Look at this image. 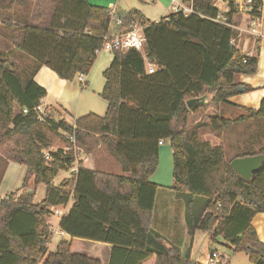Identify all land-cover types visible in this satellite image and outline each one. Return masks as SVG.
<instances>
[{"label": "trees", "instance_id": "1", "mask_svg": "<svg viewBox=\"0 0 264 264\" xmlns=\"http://www.w3.org/2000/svg\"><path fill=\"white\" fill-rule=\"evenodd\" d=\"M21 2L23 13H13L19 25L4 20L9 29L18 30L9 55L23 65L17 68L0 52V163L24 166V191L34 176L36 189L45 186V198L33 204L34 195L22 192L0 200V264H101L79 253L83 241L110 245L109 264H198L178 257L151 229L158 186L150 179L159 165V142L167 141L172 151V190L185 201L187 228L208 235L217 245L221 236L232 255L244 253L250 264H264V244L251 225L257 214H264V160L249 180L230 165L237 158L264 156V147L227 161L224 145L201 141L198 129H191L208 119L211 133L221 139L233 122L206 116V111L251 92L235 78L253 75L257 68L256 57L242 55L231 44L233 32L210 20L216 16L211 0H194L201 17L170 13L158 23L143 21L137 10H116L121 20L117 27H110L107 8L85 0H56L48 16L31 15L29 2ZM135 23L143 27V52L113 53L103 72L100 96L107 103L103 117L89 114L55 122L48 115L52 109L44 108V115L38 112L46 92L33 78L41 67L65 81L88 75L104 37L111 36L109 30L126 33ZM143 56L153 61V74L147 73ZM7 63L13 72L4 68ZM204 95L214 98L191 113L186 101ZM247 113L248 118L239 122L264 118V100L258 111ZM59 132L73 137L75 144ZM54 138L65 146H53ZM99 148L123 175L76 163L79 153L92 157ZM75 166L72 180L53 185L60 172ZM70 200L71 209L58 223L70 240L59 241L50 252L49 209Z\"/></svg>", "mask_w": 264, "mask_h": 264}, {"label": "crops", "instance_id": "2", "mask_svg": "<svg viewBox=\"0 0 264 264\" xmlns=\"http://www.w3.org/2000/svg\"><path fill=\"white\" fill-rule=\"evenodd\" d=\"M29 0V6H31V15H41L46 13L48 16L52 10V6L56 0ZM88 5L110 8L114 7L117 11H123L118 8V0H85ZM136 3H143V6L148 5L147 0H132ZM172 0H153L152 5L155 7H160L163 11L166 10L167 15H163L160 18L163 19L170 14V5ZM18 2H21V0ZM9 3L5 5L8 7ZM19 6H21L19 4ZM49 10H48V9ZM126 11L136 10L130 5ZM143 8L140 12L142 15L143 21H149L143 13ZM47 18V17H45ZM159 20H155L153 23ZM13 31L14 29H10ZM110 35L117 34L111 28ZM10 33V32H9ZM12 41H9L11 44ZM252 57L257 58V68L253 75H238L235 78V82L247 86L252 89L251 92H242L236 96H233L225 103L219 105L218 109L210 112L209 116L216 115L223 119L231 120L233 123L230 127L226 129L223 135H226V145L233 146L238 148L244 146V144L249 140V130L246 128V125L255 120H247L246 122H239L241 118H248L247 110L258 111L262 101L264 100V42L261 43V46L258 49H255V52ZM114 55L107 52H102L96 56V60L93 64V67L88 75H82L81 79L77 76L72 81L60 80L55 73L46 67H41L36 74L34 75L33 81L39 87L43 88L46 92L45 98L41 101V108H50L55 111L60 119H65L67 122H70L72 119H77L89 114L95 115L97 117H103L107 110V103L101 98V93L105 85V79L103 78V72L109 68ZM244 78V79H243ZM239 114V115H237ZM241 114V115H240ZM208 115V114H207ZM260 120V119H259ZM203 121L197 122L191 129L196 130L200 128L203 124ZM241 132L239 129H241ZM199 134V133H198ZM222 135L221 139H218L222 145L225 144L221 141L224 139ZM264 135V133H263ZM164 144L159 146V150L163 147ZM263 147H259V150ZM245 150V149H243ZM242 150V151H243ZM171 151V150H170ZM171 157H172V151ZM84 156V155H83ZM86 161L85 164L89 166L91 157L84 156ZM173 169V167H172ZM74 172L70 170L67 174ZM156 174H154L150 181L158 186L153 209V217L151 229L157 233L164 241L165 246L169 249L170 247L174 248L177 251L178 257L188 258L192 262L202 264L205 260L208 251L210 249L215 250L217 253L219 251L215 248L210 237L206 234L200 232H191L187 229L185 215H186V206L183 198H178V196H172L173 199L169 202L170 209L167 208L166 213L170 214L172 217L168 218L163 216L164 210L162 209L159 218H154L156 202L159 201V205L162 207L163 199H168V196L162 195L158 196L159 191L162 189L167 190L168 193L172 195L175 193L172 190L173 187V178L172 171L171 177L167 182V185L160 184L154 179ZM26 177V168L24 166L17 165L12 162H8L4 165V171L2 175V180L0 184V193L6 198L10 194H14L17 198L22 192H24L23 183ZM169 183V184H168ZM53 185L56 186L53 182ZM37 190V189H36ZM36 194V193H35ZM181 199V200H180ZM33 204L34 201H33ZM63 207V214L69 212L72 207V201L70 200ZM170 225L169 227H163V223ZM57 221V237L58 240H70L69 236L62 233L58 229ZM254 228L258 240L264 244V214H257L251 223ZM156 226V227H155ZM52 239V238H51ZM54 239V238H53ZM52 239V240H53ZM51 240V244H52ZM207 242V247L202 250L203 244ZM83 250L80 254L89 255L93 258L98 259L101 264H109L110 255L112 247L110 245L83 241ZM229 263V262H228Z\"/></svg>", "mask_w": 264, "mask_h": 264}, {"label": "rangeland", "instance_id": "3", "mask_svg": "<svg viewBox=\"0 0 264 264\" xmlns=\"http://www.w3.org/2000/svg\"><path fill=\"white\" fill-rule=\"evenodd\" d=\"M29 2V0H26ZM46 2H50L49 0H46ZM153 0H147L146 6H143V3H136L135 1L132 0H118V8L126 11L129 9V5L136 9L141 11L142 7L143 8V13H147L146 18L149 20L147 22L153 23L155 20H160V18L163 15H167L166 10L160 8V7H155L152 5ZM171 2V1H170ZM9 3L8 7H5V5ZM19 4L21 6H19ZM23 2H18V0H0V52H3L6 54L7 58L15 65L17 68H21L23 65V61L18 58H12L9 55L10 50L12 49L14 41H16V34L17 31L13 30L11 31L9 27L7 26V23L4 22L5 19L8 20V23L11 26L19 25L20 19L17 16H14L13 13H16V15H20L23 13ZM48 9V8H47ZM49 10V9H48ZM170 11V10H169ZM146 21V20H145ZM11 28V27H10ZM10 32V33H9ZM9 41H12L11 44H9ZM264 42V39H262L259 42L258 47L261 46V43ZM255 48V49H258ZM254 49V44L252 43V40H250V46H249V51H252V56L255 52ZM237 79V77H236ZM244 79V78H243ZM213 110H207L206 111V116H209L210 112ZM208 114V115H207ZM239 115V114H237ZM241 115V114H240ZM202 126L198 128V136L201 141L209 142L212 146H218L221 145L220 142H218V139L211 133L210 129V124L208 119H203L201 120ZM194 126V125H193ZM246 128L249 130V140L244 144V146H240L238 148H234L233 146H227L226 145V135L224 136V139L221 141L222 143L225 144V157L227 161L232 160L235 156L237 155H243V154H254L259 151V147H264V118H261L260 120H255L253 122H250L249 124L246 125ZM242 128L239 129L241 132ZM60 136H63L66 139V135L63 132H59ZM53 146L55 147H64L65 143L62 142V140H59L58 138H54L53 141ZM245 149V150H243ZM170 146L169 142H164V146L160 148L159 150V165L154 174H156V178L154 179L155 181L159 182L160 184L167 185V182L169 181L171 177V171H172V157H171V151H170ZM243 150V151H242ZM79 156V155H78ZM80 157V156H79ZM84 156L81 155V158ZM89 167L91 169L113 174V175H123L121 168L117 163H115L112 159H110L105 152L103 148H99L94 156L91 157V161H89ZM4 168V163H0V176L3 172ZM72 173L67 174V172H60L58 176L53 180L54 184L58 186L63 180L69 179L72 180ZM169 184V183H168ZM69 192V191H68ZM168 192L167 190L162 189V191H159L158 196L166 195L168 196V199H163L162 200V207L159 205V201H157L156 206H155V212H154V218L157 219L159 218L158 216L161 214L162 209L164 210L163 216L165 217H172L170 214H167V208L170 209V204L169 202L171 199H173L172 196H177L176 193L173 195L171 193H166ZM45 198V186L40 185L37 187L36 194L34 195V203L38 204ZM179 198V197H178ZM4 199V195L0 193V200ZM181 200V199H180ZM51 214H55L58 211H63V207L58 205L54 206L49 209ZM47 221L49 223L50 227V232L52 230L56 231L57 229V220L53 218L51 215L47 217ZM163 227H169L170 225H167L165 222L162 225ZM156 227V226H155ZM188 229V228H187ZM53 234L51 233V238ZM49 240V243L47 245V250L48 251H54L57 243L59 242L58 239H51ZM211 240V238H209ZM52 240V244L50 243ZM213 243V242H212ZM207 242L203 244L202 250L207 247ZM215 248L219 251L218 254L225 256L228 259V264H250L248 262V257L244 253H239L236 255H232L226 248L214 244ZM84 247V245H83ZM83 250V249H82ZM81 250V251H82ZM79 251V253L81 252Z\"/></svg>", "mask_w": 264, "mask_h": 264}, {"label": "built area", "instance_id": "4", "mask_svg": "<svg viewBox=\"0 0 264 264\" xmlns=\"http://www.w3.org/2000/svg\"><path fill=\"white\" fill-rule=\"evenodd\" d=\"M211 3L212 8L216 11V16L210 20L219 26L229 28L234 34L231 44L234 45L242 55L252 57V51H249L250 40H252L255 49L258 47L259 42L264 39V0H211ZM169 9L170 13L173 14H181L185 17L191 15L201 17L194 10V0H172ZM107 10L111 23L110 27L120 26L121 20L117 15L116 9L110 7ZM166 21L167 19L163 20V22ZM144 44L143 27L135 23L126 33L105 36L102 47L96 51V56L102 52L111 54L119 52L123 54L129 50L142 53ZM143 57L147 73L153 74L155 72L153 61L150 58ZM243 63L245 64L246 61ZM78 77L81 79L82 75H78ZM37 110L40 114L44 115V109L39 107ZM65 137L67 141L75 144L73 137ZM162 144L163 143L159 142V146ZM74 150L75 152L78 151L76 147ZM44 155L47 159L49 158V154L45 153ZM81 155V153H79L80 157L77 155L76 163L86 161L84 157L81 158ZM72 170L76 171V166ZM63 215L62 212H56L54 215L51 214L58 222ZM51 233L53 234L52 239H58L57 231L52 230ZM202 264H228V259L218 254L215 250L210 249Z\"/></svg>", "mask_w": 264, "mask_h": 264}, {"label": "water", "instance_id": "5", "mask_svg": "<svg viewBox=\"0 0 264 264\" xmlns=\"http://www.w3.org/2000/svg\"><path fill=\"white\" fill-rule=\"evenodd\" d=\"M4 68L9 72H13V68L8 63L5 64ZM213 98L214 95H204L202 97L191 98L188 101H186V107L191 113H193L197 108H202L207 106ZM48 115L55 122H59L60 118L53 110L49 111ZM263 160H264L263 155L243 157V158L234 159L230 163V165L232 169L236 171L243 179L249 180L251 174L259 170ZM24 193L26 195H31V196L35 195L36 185H35L34 176H32L28 180ZM216 242L218 243V245L226 249L230 247V245L221 236H218L216 238Z\"/></svg>", "mask_w": 264, "mask_h": 264}]
</instances>
